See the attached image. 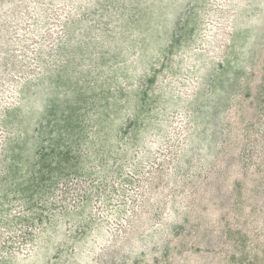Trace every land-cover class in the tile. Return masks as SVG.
<instances>
[{"label": "rangeland", "instance_id": "obj_1", "mask_svg": "<svg viewBox=\"0 0 264 264\" xmlns=\"http://www.w3.org/2000/svg\"><path fill=\"white\" fill-rule=\"evenodd\" d=\"M0 264H264V0H0Z\"/></svg>", "mask_w": 264, "mask_h": 264}, {"label": "trees", "instance_id": "obj_2", "mask_svg": "<svg viewBox=\"0 0 264 264\" xmlns=\"http://www.w3.org/2000/svg\"><path fill=\"white\" fill-rule=\"evenodd\" d=\"M26 235H27V232L25 230H19V232L16 235L10 234V235L6 236L5 242H9V244H10L11 242H14V238H18V239L20 238L21 241H24Z\"/></svg>", "mask_w": 264, "mask_h": 264}]
</instances>
